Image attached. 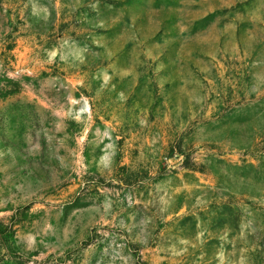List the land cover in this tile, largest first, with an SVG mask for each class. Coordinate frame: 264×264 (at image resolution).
<instances>
[{"label": "rangeland", "instance_id": "obj_1", "mask_svg": "<svg viewBox=\"0 0 264 264\" xmlns=\"http://www.w3.org/2000/svg\"><path fill=\"white\" fill-rule=\"evenodd\" d=\"M0 264H264V0H0Z\"/></svg>", "mask_w": 264, "mask_h": 264}]
</instances>
